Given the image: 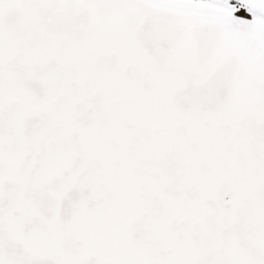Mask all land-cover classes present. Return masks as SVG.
<instances>
[{
    "label": "snow or ice",
    "instance_id": "snow-or-ice-1",
    "mask_svg": "<svg viewBox=\"0 0 264 264\" xmlns=\"http://www.w3.org/2000/svg\"><path fill=\"white\" fill-rule=\"evenodd\" d=\"M0 264H264V0H0Z\"/></svg>",
    "mask_w": 264,
    "mask_h": 264
}]
</instances>
